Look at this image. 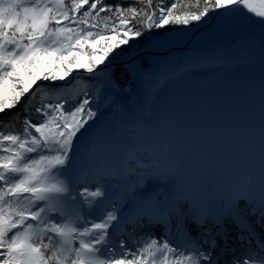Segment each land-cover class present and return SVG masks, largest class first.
<instances>
[{
	"label": "snow or ice",
	"instance_id": "obj_1",
	"mask_svg": "<svg viewBox=\"0 0 264 264\" xmlns=\"http://www.w3.org/2000/svg\"><path fill=\"white\" fill-rule=\"evenodd\" d=\"M176 8L0 0V264H264V0Z\"/></svg>",
	"mask_w": 264,
	"mask_h": 264
},
{
	"label": "trees",
	"instance_id": "obj_2",
	"mask_svg": "<svg viewBox=\"0 0 264 264\" xmlns=\"http://www.w3.org/2000/svg\"><path fill=\"white\" fill-rule=\"evenodd\" d=\"M72 0H65L66 4H71ZM92 2V0H90ZM106 5L112 6L116 4H124L125 6H134L137 8H144L145 11H156L158 8L163 5L164 7H171L172 3H176L177 8L174 10L178 14H183V13H194L199 10V8H202L203 6V0H151V3L149 4V0H102ZM148 6L145 8V6ZM87 6L85 5V8ZM108 16V23H112V18L109 16L107 13H102L101 14V19ZM136 23H139V21H136ZM99 30H104V25L100 24L98 25ZM241 39L240 36H235L231 39L228 40V43H230L229 48L232 49L237 56H242V60L244 61L247 59V51L246 49L240 44L236 43ZM234 56V55H233ZM120 69L117 68L116 75L119 77L120 75ZM23 126L21 129L17 132L13 133H18L22 130ZM4 134H9L11 132L2 130Z\"/></svg>",
	"mask_w": 264,
	"mask_h": 264
},
{
	"label": "rangeland",
	"instance_id": "obj_3",
	"mask_svg": "<svg viewBox=\"0 0 264 264\" xmlns=\"http://www.w3.org/2000/svg\"><path fill=\"white\" fill-rule=\"evenodd\" d=\"M246 18L249 21H251V20H258L259 19V18H256L253 13L251 15H249L248 17H246ZM251 27L253 29L258 30L257 25H251ZM238 31H239L238 29H234L232 32L225 34V37H224L225 51L224 52H228L229 51V45H230V43H228V40L231 39V38H233V37H235V36H238L236 34ZM230 47H231V45H230ZM226 54H229V53H226ZM234 55L237 56V54H235V52H234ZM235 56H232V54H230V60L229 61H232L234 63L235 62H242L243 61L242 60V56H237L238 59ZM227 63H228V61L225 58L223 59V56L217 58L215 61L209 62L208 64H211L214 67L213 68L214 69L213 70L214 73H213V75H211V77H209V76L208 77H205V79H204L205 82L208 83V84H212L213 82H215L216 80H218L219 78H221V77H219L217 79V77L219 75L223 76L225 74V71L228 70V64ZM206 64L201 65V66L196 67V68H193L190 71H192V70H194V71H204L207 68L206 67ZM81 81H83V80H81ZM202 81L203 80H199L197 78L196 79H192L189 76H187V74H186V77H185V80H184L183 83H185V82H187V83L188 82H190V83H196V82L199 83L200 82L201 83ZM20 122H22V120L21 121H17V125H15V126L14 125H9L6 122H0V132L2 130H6V131H9V132L13 133V132H15V131L18 130V127L20 128V124H21ZM45 242H47V241H45Z\"/></svg>",
	"mask_w": 264,
	"mask_h": 264
},
{
	"label": "bare ground",
	"instance_id": "obj_4",
	"mask_svg": "<svg viewBox=\"0 0 264 264\" xmlns=\"http://www.w3.org/2000/svg\"><path fill=\"white\" fill-rule=\"evenodd\" d=\"M257 7H259V5L257 4L256 5ZM235 7V6H234ZM240 12L243 14V16L244 17H248L249 15H251L252 13H249L248 11H247V9H245V8H243V7H241L240 8ZM211 23L212 22H210V24H209V28H211ZM204 32V28H201L200 30H198V31H195L194 33H193V38L194 39H196V38H199L200 36H201V33H203ZM180 52V51H179ZM228 52H230L232 55H234V51L232 50V49H230L229 48V51ZM235 56V55H234ZM237 59H238V57L237 56H235ZM206 70H204V71H194V70H192V71H190V73L194 76V77H196L197 79H199V80H203L201 83L199 82V83H190V82H185L184 83V86L185 87H190V88H193V89H196V88H201V87H207V86H210L211 84H207L206 82H205V77H208V76H211V75H213V73H214V67H213V65H211V64H206ZM117 68H120V67H117ZM82 83H83V87H84V85H86V82L85 81H82ZM79 88H81V86H79L78 87V84L76 85V89H77V91L79 90ZM12 111H15V109H13ZM12 125H17V122H15L14 124H12ZM21 126V125H20ZM21 129V127L19 128L18 127V131ZM151 187H157V186H159V184H152V185H150ZM211 186H213V185H211ZM227 227V226H226ZM229 232L230 233H234L235 235H237L236 234V232H235V230H234V226L232 225V224H229ZM214 230V229H213ZM158 231V230H157Z\"/></svg>",
	"mask_w": 264,
	"mask_h": 264
},
{
	"label": "water",
	"instance_id": "obj_5",
	"mask_svg": "<svg viewBox=\"0 0 264 264\" xmlns=\"http://www.w3.org/2000/svg\"><path fill=\"white\" fill-rule=\"evenodd\" d=\"M179 51H183V50L180 48L173 49V52H179ZM120 66H122V65L118 62L117 67H120Z\"/></svg>",
	"mask_w": 264,
	"mask_h": 264
}]
</instances>
